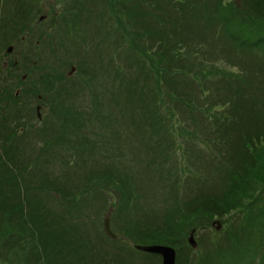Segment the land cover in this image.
I'll return each instance as SVG.
<instances>
[{"label":"trees","instance_id":"obj_1","mask_svg":"<svg viewBox=\"0 0 264 264\" xmlns=\"http://www.w3.org/2000/svg\"><path fill=\"white\" fill-rule=\"evenodd\" d=\"M156 1L160 16L156 17L152 26V22L144 20L146 15L142 7L147 5L146 0H128L126 32L130 40V53L125 55L126 74L121 71L112 74L110 85L118 80L120 82L112 86V93L111 90L108 93L109 100L113 101L114 110L120 112V117L126 118L125 125L133 137H142L147 128V137L158 139L156 147L146 149L156 151L152 161L153 170L158 172V182L163 185L168 182L165 176L173 178L174 174L160 160L176 156L173 147L177 138L173 136L179 132L169 130L167 124L155 122V117L163 115L162 111L166 105L169 106L166 98L179 103L188 113L190 110L185 109L184 105L191 102L198 82H205L206 76L213 74L214 78L209 83L217 91L218 101L229 105L225 111L228 116L224 118L223 113L218 116L212 111L216 99L209 108L196 110L201 116L208 111L212 122L204 128L197 127L206 137L198 141L200 145H188L191 154L185 159L188 164H193L194 156L195 166L205 167L204 187L207 188L201 186L199 191L202 194L184 193L181 197L174 189L184 180L174 179L173 184L167 186L168 200H172L169 206H165L168 211L151 218L148 213H142L141 205H134L139 189L134 188L131 192L136 185L133 174L122 165H117L114 155L110 154L104 161L87 153L94 146L84 132L82 121L84 115L88 114L83 108L67 107L55 112V118L60 120V133L46 137L43 141L46 148L38 152L34 160L41 172L43 154L48 153L46 164L49 166L50 162L58 161L55 154L60 149V181L49 178L48 173L37 175L29 171L26 174L25 167L21 166L23 158L10 155L5 149L9 134L0 123V148L3 150V154H0V264H133L128 251L119 246L120 240L110 241L115 246L107 251L101 245V238L93 236L97 233L96 228L90 224L91 218L85 210L87 207H83L97 199L99 193L97 197L96 193L100 190H111L116 195L130 191L132 205L127 211L128 217L121 220L124 231L133 237L134 244H165L177 248L178 263L184 232L197 227L204 217L195 213L206 211L210 213L208 217L224 215L239 200L236 199L237 192L240 194L238 198L252 197L249 185L238 191L236 180L240 178L234 176L246 170L252 173L255 162L264 163V148L259 156L247 151L253 144L252 139L264 141V124L260 123L261 118L253 119L250 111L253 105L259 106L258 111L264 108V85L254 88L253 83L238 81L241 73L225 67L213 66L209 69L210 64L200 60L199 55L204 52L200 48L201 37L218 44L220 52L225 51L226 56V49L230 45L237 54L240 50H264V21L258 22L257 14L252 10V2L258 4L264 0H242L239 6L235 5L234 0H229L234 4L230 12L236 18V24L228 19L222 0H206L201 14L193 10L199 0H188L189 4L186 0ZM211 1L213 3L209 6L208 2ZM212 8L214 17L208 15ZM167 9L173 10V13H168ZM120 16L118 21L122 24ZM201 17L203 24L200 23ZM190 39L193 41L191 45L188 44ZM228 66L236 68L237 65L230 60ZM79 70L87 76V80L84 79L85 87L90 88L94 74L89 67ZM93 98L96 96L93 95ZM1 120H6L2 109ZM208 150L216 154L213 159H210ZM71 158L74 159L73 166H69ZM79 167L83 168L82 173L75 172ZM40 175L52 184V190L48 191L46 186L38 183ZM75 178L78 182L68 185ZM248 181L257 183L260 180ZM56 206L60 208L59 214L56 213ZM104 208L103 204L99 205L97 212ZM190 210H193V217L188 216ZM121 211H116L111 219L116 215L119 219ZM258 212L254 216L256 222L264 217V209ZM173 216L177 222L172 228L170 222ZM181 221L184 222L176 226ZM246 223L250 224L248 218ZM182 259L186 260L185 255ZM199 262L209 263L203 258Z\"/></svg>","mask_w":264,"mask_h":264},{"label":"rangeland","instance_id":"obj_2","mask_svg":"<svg viewBox=\"0 0 264 264\" xmlns=\"http://www.w3.org/2000/svg\"><path fill=\"white\" fill-rule=\"evenodd\" d=\"M67 4L69 0H63ZM78 0H76L77 2ZM81 1V0H80ZM109 9L120 11L119 6L121 0H108ZM174 2V0H172ZM235 5L239 6V0H234ZM14 2L17 4L18 0H6V6L2 0H0V110L4 111V116L6 120H1L0 123L4 125L5 131H8L9 139L7 140L5 149L9 151L10 155H18L23 158V163L21 166L25 167V173L32 171L38 173H48L49 178L59 179L60 181V154H55L58 156V161L50 162L49 166L46 164V159L48 154H43L42 164L40 163L41 172L37 169V164L34 160L37 159V153L46 148L43 141L47 139L46 137L51 135H56L60 131L59 129H52L50 131H41L40 133L33 134L30 144L24 145L22 142L26 139V134L31 131L37 130L40 125V121L36 119L35 107H30L26 104L27 100L33 99V91L29 94L27 90V84L20 81L14 73L19 77L28 72L37 71L40 76L46 80V75L51 76L48 80L53 84H60L58 72L67 73L71 66L76 70L67 77V83L74 86L77 91V97H75L74 102H80L82 96V103L85 105L88 112L92 111V103L89 91H85V86L82 84V78H86L85 75L82 76L80 69H82L83 64L81 63L82 58L71 57L66 59V66H59L57 71L48 70L41 68L44 66L42 63H46L48 66H53L60 59V57L71 55V49L74 46L77 48V54L79 51L83 50L82 47L89 45L91 51H89L90 57L83 59L87 63L91 62V67L89 69L92 74H94L91 80V91L96 92V102H97V112L98 116L95 117V120L90 118L89 120H83L82 123L85 126L84 132L87 133L88 139L92 142L94 149L88 150L87 153L94 158H102L106 161L107 156L114 155V161L117 165H122L129 173L133 174L136 185L131 188V192L134 188L139 189L136 191L137 197L134 200V205H140L142 213H148L151 218H156L159 215L167 212L165 206L171 204L172 200H168V188L173 184L174 179L183 181L184 183H179V187H175V191L179 192V196H183L184 193L188 190L195 188V191L198 194H202L200 190L201 186L204 187V182L206 181L205 167L202 165L195 166V157L193 156V164H188L185 159L191 154L188 149V145L198 144V141L203 140L205 136L201 130L197 127L204 128L205 125L212 122L211 116L207 111L205 116H201L200 113H197L200 107L209 108L210 104L216 99V105L212 107L218 116L223 113V117L228 115L225 113L229 109V105L226 103H220L217 99L215 90L212 89L209 81H212L214 78L213 74H206L207 78L205 82L200 80L196 87L197 92H195L194 97L191 99V102L184 108L190 110L188 113L182 109V106L175 101L166 98V101L169 106L166 105V108L162 111V114H158L155 117V122L167 124L169 130L178 131L177 135H174L173 138H177V142L173 147V150L176 151V156L171 157L168 160H160V162L165 164V168L169 166L168 170L174 174L173 178H170L168 175L165 176L168 179V182L163 185L158 182L159 175L158 172L154 169L153 159L155 158L156 151H149L146 148L149 146L156 147L158 139L154 137H147L148 134L147 128L144 129L141 134L142 137H133L129 131V127L125 125L126 118L120 117L121 115L114 110L113 101L109 100L110 95L108 94L112 86L117 85L120 80L116 81L115 84L110 85V80H112V74H115V71H121L126 74V62L125 55L130 53V40L127 32L124 33L123 24H118L115 20V23L112 24V36L110 39V44L105 42V45L100 46L98 44L102 42H97L102 39V37L107 39V32L105 31L103 24L100 21L104 20L103 8L106 6L105 0H84L80 2L81 9L78 12H73L72 16L69 17V20L73 24V29L77 37L70 39L63 32L58 34H53V28H56L59 22L63 21L65 17V12L60 14L58 10L53 11H38L36 7H47L49 4L53 6H60V3L56 4L53 0H27L28 5L24 10L22 15L16 16L14 12L10 9V4ZM128 1H126L127 3ZM187 4L189 1L186 0ZM206 0H199L196 2V6L193 10L195 12L202 13V6L205 4ZM213 1L208 2L210 6ZM232 1L222 0V6L224 10L226 9V14L230 22L235 23L236 18L231 16V9L233 7ZM5 6V7H4ZM127 6V4H126ZM143 8H147L152 14H156V5H152L150 8L147 5H144ZM46 9V8H45ZM7 10H10L7 12ZM47 10V9H46ZM171 9H167V12L170 13ZM252 10L257 14L258 22L264 21V2L259 1L258 4L252 2ZM44 15L45 19L39 21V18ZM164 15V14H163ZM210 17H214L215 13L212 10L208 13ZM201 16V15H200ZM60 18V20H59ZM200 23L203 24V18H200ZM216 24V21H214ZM236 24V23H235ZM155 25L152 22V26ZM119 27V31H113L114 28ZM264 30V27L262 28ZM45 34V36L39 39L37 34ZM50 35V36H48ZM48 36V37H47ZM62 48L56 47V43H60ZM46 41L49 43L46 46ZM193 41L190 39L188 44H192ZM50 45V46H49ZM98 45V46H97ZM12 47L10 53H6L8 47ZM46 46V47H45ZM45 47V50H44ZM96 47L98 51L96 50ZM204 49L202 55H199V59L204 61L209 65V69L213 66L215 67H225L230 71L236 73H241L238 81H247L251 84L255 80L263 82L264 85V50L250 49V50H240V53H236L233 47L230 45L226 49V54L220 52L219 45L213 41L208 42L206 39L201 37V47ZM43 50V58L40 61H35V64L31 62H25V55L27 53H41ZM51 51V55L50 54ZM133 53V51L131 52ZM35 59V58H33ZM103 59V60H102ZM230 60L234 65H237L236 68H231L228 66ZM240 62L237 64L235 61ZM16 62L15 66L7 65L8 62ZM227 63V64H226ZM6 64V65H4ZM81 65V66H80ZM79 67V68H78ZM206 71V66L203 67ZM208 69V70H209ZM237 69V70H236ZM6 76V79H5ZM254 76V78H253ZM12 77H15L12 78ZM12 78V80H11ZM261 79V80H260ZM8 80H11L9 83ZM62 84V83H61ZM256 83H253L252 86L257 88L259 86ZM61 87V86H60ZM80 87V88H79ZM15 92L18 94V97L15 96ZM37 93H41L43 96L46 94L47 100H42L43 109H41V119L48 121L49 119L54 118V112L60 111V105L68 107L67 104L61 103L62 100L57 94H54L53 89L45 91L42 85H39L36 89ZM36 100V99H35ZM67 100V99H66ZM5 102V103H2ZM40 101H36V104H39ZM35 104V105H36ZM61 108H64V107ZM259 106L253 105L250 108V111L253 114V119L261 118L260 123L264 124V108L261 111H258ZM5 109V110H4ZM195 109V110H194ZM193 111V113L191 112ZM20 118L16 122V129L14 127V116ZM87 117V116H86ZM202 123H201V122ZM21 124V125H20ZM58 124H55L57 126ZM212 127L213 125H208ZM23 127V128H22ZM21 128V129H20ZM8 129V130H7ZM21 138H20V132ZM144 135V136H143ZM44 137V138H42ZM37 138V139H34ZM251 146L248 147L247 151L254 154V156H259L260 151L264 148V141H257V139H252ZM197 147V146H196ZM200 152V150H199ZM210 154V159L214 158V155L211 151L208 150ZM0 154H3V150L0 148ZM67 154V153H66ZM223 154V153H222ZM74 159H70L69 166H73ZM92 164V163H88ZM42 165V166H41ZM157 166V165H156ZM16 169V168H15ZM252 173L246 170L242 174L235 175L234 178H240L236 180V186L239 188L238 191H242L246 185H249L253 195L250 199L238 198L239 192H237L236 199L237 202H234V206L224 215H213L208 217L210 213L202 211L200 214L203 219L198 223L197 231L195 232V241L197 242L196 248L192 250L188 246V237L189 230L184 232L182 238V247L181 258L178 264H202L199 262V255L203 254L209 244L211 246L212 239L215 242L223 243V239L230 235L232 231L234 232L239 226L244 227L246 223V217L249 215L250 211L254 212V216L258 215L259 209H264V163L255 162L252 167ZM76 173H82L83 168L79 167L75 171ZM204 174V175H203ZM41 180L38 181L41 186H46L45 189L50 191L52 190V184L48 183L44 176L40 175ZM78 178V177H77ZM77 178L74 181H69V184H76ZM142 179V181H140ZM170 179V180H169ZM250 179L260 180L257 183L248 181ZM81 183V182H80ZM78 183V184H80ZM209 185V183H206ZM164 186V187H163ZM205 189L207 187H204ZM145 192L150 198L149 205L145 206L144 202L146 200ZM212 192V191H211ZM99 196L97 199H93L88 205L84 206L85 210L88 211L90 216L91 226H95L97 233L92 234L93 236H98L101 238V245L107 250L110 251L115 245L110 243L112 239L108 238L103 231V222L106 217H109L111 228L115 234L120 238L119 246H122L125 250L128 249L129 258L133 264H160V262L152 257L146 256L142 252H138L132 248L134 242H132L133 237L128 235L124 231L123 224L121 221L125 217H128L127 211L131 208V196L130 191L126 190L123 194L116 195L111 190L108 191H97ZM45 194V193H44ZM140 195V197L138 196ZM47 197V196H46ZM51 199V198H50ZM103 204L105 208L97 212V207ZM124 208V209H123ZM135 209V208H134ZM121 211L119 214V219L114 217L116 211ZM188 213V216L193 217L194 213ZM56 213H60V208L56 206ZM97 214V215H95ZM214 214V213H213ZM149 217V218H150ZM198 218V217H197ZM218 220L221 223L219 230H216L217 225H212L213 220ZM185 221H188L187 219ZM175 216L171 218L170 224L172 228L176 224ZM179 222L176 226H178ZM89 223V222H88ZM166 225V224H164ZM193 226V225H192ZM237 230V235L242 236ZM249 230H246L245 233H248ZM175 233V230H174ZM259 229H251L249 235L253 240V243L256 242ZM116 241V240H112ZM121 248V247H119ZM127 248V249H126ZM185 255L186 260L183 261L182 256ZM188 257V258H187ZM264 257V235H262V243L259 246L258 251H256L252 256L248 257V263L251 264H262V259ZM241 262V259H238ZM224 262L232 264L227 259H224ZM208 264H212L208 263ZM218 264V263H217ZM264 264V263H263Z\"/></svg>","mask_w":264,"mask_h":264},{"label":"flooded vegetation","instance_id":"obj_3","mask_svg":"<svg viewBox=\"0 0 264 264\" xmlns=\"http://www.w3.org/2000/svg\"><path fill=\"white\" fill-rule=\"evenodd\" d=\"M84 0H78L76 2V0H69L67 1V4L65 3V1L63 0H53V2H55L56 4L60 3V6H53L51 4H49L47 7H36V9L38 11H55L58 10L60 12V14L67 12V13H73V12H78L81 9L80 6V2L82 3ZM28 2L27 0H19L18 5L15 6L13 9L15 10H19V11H24L27 8ZM47 10H46V9ZM60 20V18H59ZM39 39L43 38L45 36V34H37L36 35ZM43 53H27L25 55L26 60L28 61H35L37 59H41L43 58ZM35 58V59H33ZM15 79V77H12ZM11 78V80H12ZM26 78L28 79V85H27V90L29 92V94H31V92L33 91V87L37 88V86H39L40 84V78H42L41 76H39L36 72H28L25 75L21 76V80L25 81ZM10 80V81H11ZM19 94V93H18ZM17 94V96H18ZM36 100H27L26 104H28L30 107H35V110L38 112V110L43 109V104H42V100H47V95L43 96L41 94L35 93L34 96ZM40 101V104H36V101ZM36 104V105H35Z\"/></svg>","mask_w":264,"mask_h":264},{"label":"water","instance_id":"obj_4","mask_svg":"<svg viewBox=\"0 0 264 264\" xmlns=\"http://www.w3.org/2000/svg\"><path fill=\"white\" fill-rule=\"evenodd\" d=\"M103 229L108 237L111 239H116L117 236L112 232L110 228V223H109V217H106L103 222ZM189 243L192 246H195V242L193 240V232L190 234V237L188 239ZM135 249L159 255L161 256L162 262L161 264H174L175 262V251L173 248L169 246H162V245H135Z\"/></svg>","mask_w":264,"mask_h":264}]
</instances>
